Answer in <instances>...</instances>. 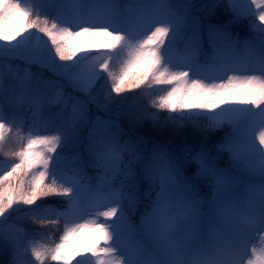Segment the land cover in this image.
<instances>
[{
	"label": "snow or ice",
	"instance_id": "1",
	"mask_svg": "<svg viewBox=\"0 0 264 264\" xmlns=\"http://www.w3.org/2000/svg\"><path fill=\"white\" fill-rule=\"evenodd\" d=\"M137 90L115 116L232 131L178 154L113 118ZM0 156L9 264H264V0H0Z\"/></svg>",
	"mask_w": 264,
	"mask_h": 264
},
{
	"label": "rangeland",
	"instance_id": "2",
	"mask_svg": "<svg viewBox=\"0 0 264 264\" xmlns=\"http://www.w3.org/2000/svg\"><path fill=\"white\" fill-rule=\"evenodd\" d=\"M223 16V18H219ZM232 18V14L230 11H227L223 8H218L216 10V13L215 15L211 18V22L212 23H215L216 19L218 20L219 19V23H221L222 25L224 24H228L229 20ZM215 21V22H214ZM232 28L235 27V32L234 33H237V34H241L239 32L243 31L245 35H243L244 37L247 35L248 33V29L247 27L245 26V24H241V23H237V24H232L231 25ZM230 26V27H231ZM239 36H242V35H239ZM31 71L34 72V73H39L41 72L40 69L36 68V67H32L31 68ZM43 75L45 78H50L51 74L48 73L47 71H44L43 72ZM63 83V81H61ZM65 92L66 93H72L73 95H80V98L83 99L84 97L79 94V93H75L73 91V89L68 86L67 84H65ZM140 95V91L137 90L136 92H133V93H127L125 94L124 97H122L121 99L117 100L116 102H114L112 105H110V109H111V114L113 115V118H115L120 124H121V127L124 129V125H128L130 127H133L134 125V122H133V119H132V116H129V115H126V114H122L123 116H115V112L118 111V110H121V109H124V110H127L128 106L130 104H133L134 101L137 99V97ZM143 103H146L144 106H145V111H151L153 110L151 108V106L146 102V101H142V104ZM98 115H102L104 116L105 114L103 112H97ZM164 115H166V113H161V116L163 117ZM105 118H107L105 116ZM143 122L144 125L149 128V130H155L156 128H158L159 126H156L152 123L151 120L149 119H144V120H141L137 127L139 125H141L140 123ZM129 123V124H128ZM129 127V128H130ZM159 128H163L165 129L166 131H169V132H172L174 135L175 134H179L180 132L184 133L183 130H185L187 132V130H190V131H194V132H197L198 133V140L200 141V144H202V141H203V144H205V148H212L214 146V144H211L210 142L213 140V138L216 137L217 133H220L221 136H220V140L217 142L216 141V144H219V143H223L225 142L226 138L229 136V134L231 133L232 129L230 128V126H228L227 124H225L224 126L220 127V128H217L216 130L214 131H207V132H202L199 128L197 127H194L193 125L191 124H185L183 126H178V125H174L172 124L171 122H169L168 124H166L165 126L163 127H159ZM135 129V128H133ZM125 130V129H124ZM133 132H135V130H132ZM207 136L208 139L207 141H204V137ZM155 139V138H153ZM215 144V145H216ZM220 161L223 163H227V166H232V168H234L236 170V173L233 174V175H237V176H242V177H246V173L243 171L242 167L240 166H237L231 156L225 152V153H220L218 156H217V159L216 161ZM0 163H5V166H6V162L4 161V158L2 156H0ZM211 185L208 183V182H204L202 185H201V195H203L205 197V200H209L211 198ZM203 211L205 213L208 212V206L207 204H205L204 208H203ZM33 228H36L37 230H40L38 229V226H35L33 225L32 226ZM42 231V230H40ZM11 260V255L10 253L8 254H5V253H0V264H9Z\"/></svg>",
	"mask_w": 264,
	"mask_h": 264
},
{
	"label": "trees",
	"instance_id": "3",
	"mask_svg": "<svg viewBox=\"0 0 264 264\" xmlns=\"http://www.w3.org/2000/svg\"><path fill=\"white\" fill-rule=\"evenodd\" d=\"M219 18H223V16H221ZM215 21H214L215 24L222 25L221 23H219L220 22L219 19L218 20L216 19ZM231 29L233 32H235V30H236L235 27L232 28V26H231ZM239 33H241V34H237V33H235V34L238 36L242 35L240 37L243 38L244 37L243 35H245L244 32L241 31ZM145 104L146 103L141 104V107L143 108V110H145V106H144ZM121 116H123V115H121ZM138 123H134L133 127H130L127 124L124 125L125 131L135 130V132H138L139 134L144 135L146 138H150L151 140H156V141H160V142H167L170 144V147L172 149H174L178 154H179L180 148L183 146H186V145L192 146L194 148H199V147L205 148V144H200V141L198 140L199 137H198L197 132L190 131V130H187V132H186L185 130H183L184 133L180 132L179 134L174 135L172 132L166 131L165 129L159 128V127L156 128L155 130H149V128H147L143 122H141L140 123L141 125H139L137 127ZM133 128H135V129H133ZM220 136H221V134L217 133L216 137L213 138V140L210 143L215 145L216 141L218 142L220 140ZM153 138H155V139H153ZM216 163H217V166L220 167L221 169L226 170L231 174L236 173V170L234 168H232V166H227V163H223V161L220 162L219 160L216 161ZM48 231H51V229H49ZM57 235H59V233H57Z\"/></svg>",
	"mask_w": 264,
	"mask_h": 264
}]
</instances>
